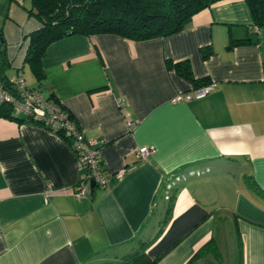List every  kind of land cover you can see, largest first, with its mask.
<instances>
[{
    "label": "crops",
    "instance_id": "crops-1",
    "mask_svg": "<svg viewBox=\"0 0 264 264\" xmlns=\"http://www.w3.org/2000/svg\"><path fill=\"white\" fill-rule=\"evenodd\" d=\"M30 1L0 0V72L26 70L27 86L55 94L100 147L107 181L77 199L70 145L43 125L0 117V264H123L140 241H150L149 257L172 246L155 264H185L214 238L220 207L238 219L242 264H264V27H253L246 1L219 0L165 37L65 36L47 46L39 80L25 62L40 25ZM245 37L256 41L226 47ZM166 58L188 59L213 88L173 101L194 88ZM144 144L156 149L141 159Z\"/></svg>",
    "mask_w": 264,
    "mask_h": 264
},
{
    "label": "trees",
    "instance_id": "trees-1",
    "mask_svg": "<svg viewBox=\"0 0 264 264\" xmlns=\"http://www.w3.org/2000/svg\"><path fill=\"white\" fill-rule=\"evenodd\" d=\"M217 1L219 0H31L26 9L30 15L39 21L40 25L27 35L28 46L25 62L30 65L35 77L39 80L42 77L41 59L47 46L65 36L109 33L133 40L165 37L184 29L194 14L210 7ZM245 1L252 17L253 27L259 30L264 27V0ZM0 38L2 40L0 45L3 46L2 35ZM255 41L249 37L230 39L226 47L231 48L235 45ZM200 52L202 57L206 58L212 52V48L210 45L202 46ZM165 65L192 82L193 88L210 82L207 77L196 78L193 75L188 59L173 61L166 58ZM0 74L5 79L4 74L1 72ZM45 97L58 107L60 112L64 114V119H62L69 122L74 127L75 132L81 133L82 140L88 143L89 141L85 139L74 115L58 100L55 94L51 92ZM0 117L43 125L63 138L76 156L78 155L73 145L75 135L68 130L64 123L53 128L43 120L34 119L28 114L14 112L12 106L7 103H0ZM95 148L99 150L100 147ZM100 170L103 172L101 168ZM166 198L168 204L162 220L163 223H166L170 217L175 198L174 192L172 191ZM149 244L150 241H140L138 248L122 256L120 261L123 264H155L172 247L170 246L155 257H149L146 253ZM206 252L220 260V253L213 237L198 247L185 264H192ZM242 262L243 244L237 227V264H242Z\"/></svg>",
    "mask_w": 264,
    "mask_h": 264
},
{
    "label": "built area",
    "instance_id": "built-area-1",
    "mask_svg": "<svg viewBox=\"0 0 264 264\" xmlns=\"http://www.w3.org/2000/svg\"><path fill=\"white\" fill-rule=\"evenodd\" d=\"M7 83L10 87L6 86ZM213 85V83L209 82L208 84L194 88L191 94H177L173 98V101L201 97L209 92L213 88ZM0 103H7L12 106L14 112L28 114L34 119L43 120L53 128L64 123L68 130L74 133L75 142L73 145L78 153L77 157L81 165L80 176L74 190V196L77 199H81L86 195L90 187V181L101 187L105 185L107 177L99 167V150L90 146L92 145L91 141L86 143L82 140L81 133L75 132L74 127L69 122L63 120L64 114L60 112L56 105L48 101L40 90L26 85L24 76L20 70L10 79H4L0 74ZM119 105H123V100L119 101ZM155 149L153 144H144L137 147L136 153L139 158L146 159L155 152Z\"/></svg>",
    "mask_w": 264,
    "mask_h": 264
},
{
    "label": "rangeland",
    "instance_id": "rangeland-1",
    "mask_svg": "<svg viewBox=\"0 0 264 264\" xmlns=\"http://www.w3.org/2000/svg\"><path fill=\"white\" fill-rule=\"evenodd\" d=\"M24 77L27 82H30L26 70ZM238 183L243 189H246L243 181L239 180ZM237 227L238 219L231 212H226L225 207H220L213 232L220 253V260L216 259L211 253L206 252L195 264H237Z\"/></svg>",
    "mask_w": 264,
    "mask_h": 264
},
{
    "label": "water",
    "instance_id": "water-1",
    "mask_svg": "<svg viewBox=\"0 0 264 264\" xmlns=\"http://www.w3.org/2000/svg\"><path fill=\"white\" fill-rule=\"evenodd\" d=\"M7 87H10V85L7 83L6 84ZM90 188H92L93 186H95V183L93 181H90V184H89Z\"/></svg>",
    "mask_w": 264,
    "mask_h": 264
}]
</instances>
